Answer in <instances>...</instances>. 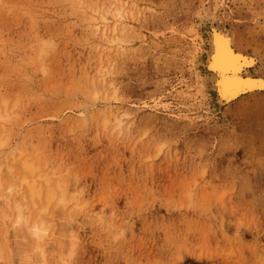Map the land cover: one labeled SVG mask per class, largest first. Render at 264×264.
<instances>
[{
	"label": "rangeland",
	"instance_id": "obj_1",
	"mask_svg": "<svg viewBox=\"0 0 264 264\" xmlns=\"http://www.w3.org/2000/svg\"><path fill=\"white\" fill-rule=\"evenodd\" d=\"M211 22L264 77V0H0L3 154L80 209L46 264H264V94L214 107ZM17 200L0 264H23Z\"/></svg>",
	"mask_w": 264,
	"mask_h": 264
},
{
	"label": "bare ground",
	"instance_id": "obj_2",
	"mask_svg": "<svg viewBox=\"0 0 264 264\" xmlns=\"http://www.w3.org/2000/svg\"><path fill=\"white\" fill-rule=\"evenodd\" d=\"M116 17L120 18L119 11L113 13V18ZM102 22V36L106 38L104 30L108 21L102 17ZM204 26L207 48L200 63V82L203 88L212 93L214 107L220 110L243 97L264 94V77L252 75V70L258 63L257 59L238 51L234 37L222 26H215L212 22ZM107 42L115 43L112 40ZM7 123V106L3 103L0 104V128ZM5 144V141L0 140V205L6 206L12 198L18 197L12 207L15 211L12 221L13 233L23 237L17 258L23 264H46V246L54 243L56 239L61 240L60 234L63 236L66 232L63 223L68 215V206L74 205L69 215L80 212V209L76 203H71L73 199L67 196L59 179L40 174L38 167L17 152H11L9 156L4 155ZM51 207L54 215L52 217L49 215ZM28 209L32 213L26 214ZM11 220L12 217L9 216L1 219L4 241H7L9 232L6 228ZM55 251L62 260L63 244L61 243ZM1 252L2 250L0 260Z\"/></svg>",
	"mask_w": 264,
	"mask_h": 264
}]
</instances>
